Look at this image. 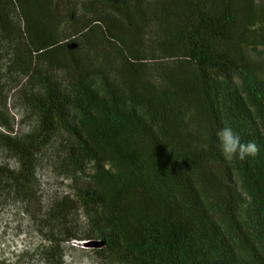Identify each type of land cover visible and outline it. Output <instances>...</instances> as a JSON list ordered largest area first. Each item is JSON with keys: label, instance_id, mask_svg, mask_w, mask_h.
Masks as SVG:
<instances>
[{"label": "trees", "instance_id": "trees-1", "mask_svg": "<svg viewBox=\"0 0 264 264\" xmlns=\"http://www.w3.org/2000/svg\"><path fill=\"white\" fill-rule=\"evenodd\" d=\"M81 18L0 0V147L16 163L0 191L30 192L45 159L72 189L48 208L45 258L79 238L121 264H264V78L247 56L264 4L87 0ZM12 99L35 115L26 132ZM224 127L259 155L226 159Z\"/></svg>", "mask_w": 264, "mask_h": 264}, {"label": "rangeland", "instance_id": "rangeland-1", "mask_svg": "<svg viewBox=\"0 0 264 264\" xmlns=\"http://www.w3.org/2000/svg\"><path fill=\"white\" fill-rule=\"evenodd\" d=\"M85 1L87 0H53V5L57 6L63 15H74L77 20H81V8ZM256 1L260 5L264 4V0ZM79 54L74 52L68 57V61H77ZM247 56L258 67L259 75L264 78V46H258L256 50L250 47ZM9 111L16 117L19 131L26 132L31 129L35 115L18 99H12ZM45 160L39 168L37 183L30 192H24L22 187L16 186H8L0 191V264H56L55 260H48L44 256V252L52 247L47 238L51 231L45 224L47 211L55 200L67 195L72 196V189L67 181L58 175L50 161ZM0 163L16 165L12 155L1 147ZM26 192L28 194L24 195ZM77 219L81 226H85L82 216ZM72 240L71 238L70 241ZM57 255L61 264H121L108 256L98 255L96 249L71 246L67 242Z\"/></svg>", "mask_w": 264, "mask_h": 264}, {"label": "clouds", "instance_id": "clouds-1", "mask_svg": "<svg viewBox=\"0 0 264 264\" xmlns=\"http://www.w3.org/2000/svg\"><path fill=\"white\" fill-rule=\"evenodd\" d=\"M222 153L226 159L244 160L259 155L260 148L255 141L242 142L240 135L231 127H224L217 132Z\"/></svg>", "mask_w": 264, "mask_h": 264}, {"label": "water", "instance_id": "water-1", "mask_svg": "<svg viewBox=\"0 0 264 264\" xmlns=\"http://www.w3.org/2000/svg\"><path fill=\"white\" fill-rule=\"evenodd\" d=\"M73 49L77 47L76 43H72L70 45ZM71 246H76L84 249H103L104 248V242L98 241V240H79L74 239L72 241L67 242Z\"/></svg>", "mask_w": 264, "mask_h": 264}]
</instances>
